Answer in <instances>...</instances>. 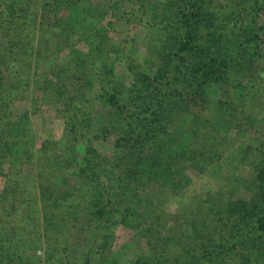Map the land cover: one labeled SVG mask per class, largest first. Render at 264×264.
Returning <instances> with one entry per match:
<instances>
[{
    "label": "trees",
    "instance_id": "16d2710c",
    "mask_svg": "<svg viewBox=\"0 0 264 264\" xmlns=\"http://www.w3.org/2000/svg\"><path fill=\"white\" fill-rule=\"evenodd\" d=\"M134 1L141 11L122 16L113 12L108 23L115 31L122 29L119 36L125 34L124 26L139 23L144 27L141 42L146 56L129 57L126 82L116 79L115 66L129 42L118 45L117 50L100 42L86 53L73 43L72 37L88 39L100 28L106 12H98L86 0H0V175L5 174L10 160L7 185L0 194V264H94L105 260L118 227L132 223L131 215L124 212L129 208L110 210L115 196H136L135 186L152 182L177 186L174 165L180 155L182 160L193 156L198 137L200 148L204 147L203 130L210 132L206 141L212 147L220 136L226 143L232 139L230 128L236 118L237 129L242 131L243 120L251 117L248 125L252 127L264 115V104L256 117L247 110L248 102L256 106L264 102V0ZM147 7L151 10H143ZM37 23L45 32L38 30ZM49 29L58 41L49 40ZM66 49L64 62L54 64L52 60ZM44 66L45 76L34 81ZM153 68L152 76L143 71ZM32 88L47 104H58L55 111L64 119L61 139L44 141L40 152L48 155L47 161L74 169L85 183H91L96 192L85 209L50 212L40 198L18 196L21 183L11 179V169L22 161L18 151L32 142L31 118L37 110L16 115L15 107L18 101H26L23 95ZM103 110L105 116L99 120L97 112ZM111 140L112 151L106 157L97 144ZM211 153L219 161L223 157L217 150ZM255 172L258 183L264 184V160L257 163ZM143 180L146 182L141 183ZM206 207L203 221H199L202 244L183 264H205L214 256L228 260V252H238L248 261L252 256L264 258L263 207L258 210L244 201ZM81 211L91 214L100 239H106L101 252H85L71 242ZM214 214L218 217L213 226ZM137 216L140 218L139 206ZM248 222L249 229L240 232L239 226H248ZM147 231V261L126 262L125 255H112L110 263L156 260L155 264H182V254L173 257L161 234ZM213 232L218 244L200 252L206 236ZM41 245L45 259L37 253ZM182 251L192 254L187 248Z\"/></svg>",
    "mask_w": 264,
    "mask_h": 264
},
{
    "label": "rangeland",
    "instance_id": "374dc122",
    "mask_svg": "<svg viewBox=\"0 0 264 264\" xmlns=\"http://www.w3.org/2000/svg\"><path fill=\"white\" fill-rule=\"evenodd\" d=\"M86 2L98 12H106V15L101 23L102 26L100 28L96 27L93 34L88 39L86 38L87 41L84 38L72 37L74 38L73 43L77 44V48L80 51L86 53L90 48H93L91 45L97 47L100 42H103V45L112 50L120 49L118 45L121 46V44L124 45L125 42H129L128 44L126 43L125 54L118 55L117 58L120 61H117L115 66L116 79L129 82V57L136 58L139 56L140 58H145L146 56L145 46L141 42L144 27L139 23L124 26L125 34L119 36L118 34H122L120 33L122 29L118 27L119 32L115 31L108 23L113 20L111 18L113 12H118L119 16H122L126 15L125 13H136L141 11V9L134 0H86ZM116 8L118 11H114ZM143 10L150 11L151 8L147 7ZM143 10L142 12H144ZM50 22L53 23L54 21ZM38 30L45 32V29L41 26L38 27ZM49 40L58 41L52 30ZM67 52L68 49L63 50L58 59H53L54 64H62ZM51 56H54V51ZM124 59L127 63L121 62ZM138 62L141 61L138 59ZM44 68L45 66L35 74L34 81L45 76V72L42 73ZM143 71L150 73L149 75L151 76L155 73L154 68L144 69ZM218 94L219 92L216 89L214 96L217 97L219 96ZM23 96H25L26 101L17 102L15 114L20 115L27 110L34 112L37 110V115H33L31 118L32 137L30 140L32 142L28 147L18 151L21 153L22 161L13 164L11 169V179L21 183L19 189H17L18 196L26 200H32L31 198L38 200L40 198L48 206L47 209L50 212H62L65 209L80 211L87 208V202L91 200L94 192H96L91 183H85V181L78 177L74 169H66L65 166L60 165L52 159L47 161L46 157L48 155L40 152L44 141L50 139L59 140L63 135L64 119L62 115L55 111L59 105L55 103L47 104V100L42 98L40 93H35L33 88ZM228 98L230 99L231 95H228ZM262 104L264 102L258 103L257 106L255 102H248L247 110H250L251 113L253 111L251 116H257ZM38 106L40 107L38 108ZM200 106L205 105L200 104ZM201 108L199 107V109ZM193 109L197 112L196 107ZM97 114L99 120L105 116L104 110L103 112L98 111ZM256 119L258 121L252 127L248 125L251 117L243 120L241 131L237 129L238 119L236 118L232 128H230L232 139L226 143L220 136L218 144L212 147L209 143L210 140L206 141L210 132L203 130L205 135L203 134L201 137L205 143L204 147L201 146L200 148L201 139L198 137L195 139V143H197L195 144L193 156L182 160V156L180 155L179 160L174 165L173 174L177 176V182H179L177 186L169 185L167 184L169 182L165 183L166 181L159 183L152 182L150 186L149 184L145 185V187L135 186L134 191L138 194L136 196L128 195L125 199L115 196L112 206L109 207L110 210L118 208L125 210V208H129V210L124 212H128L131 215L130 220H132V223H129L131 224L129 227H118L114 245L111 251L104 256L108 258H104L108 260V263L103 259H99L94 264H113L109 261L112 255L115 257L125 255L124 260L126 262L138 258H144L147 261L148 257L146 254L150 248V245L147 244L148 238L146 237V234H150V232L147 229H150L154 236L161 234V237L170 245L173 257L181 253L183 264L185 260L187 262L189 255L196 254V248H199L202 244V235H200L202 231H200L201 225L199 221H203L202 218L206 212L207 204L208 206L210 204L219 206L224 203L227 204L230 201H244L250 207H252V204L255 205L254 207L258 210L259 208H264V184L258 183L255 172L257 163L264 160V115ZM221 129L223 130L222 127ZM111 143H113V140L105 144L99 143L97 144V148L101 153H104V156L108 157L112 151ZM241 147L243 150L239 151ZM27 149L28 151H26ZM216 150L223 153L220 161L212 158L211 152L214 153ZM9 162L10 160L6 161L5 174L0 175V194L4 193L7 185L6 178L9 177L7 173L10 171ZM143 182H146V180H143L141 183ZM132 194L134 195L135 193ZM138 206L140 218L137 216ZM225 213L224 210L222 213L223 219L227 216ZM217 217L214 214L211 225H215L213 223H215ZM81 218L77 230L73 238H71L72 244L78 245L85 252L89 250L93 254L101 252V243L103 240L106 242V239H100V232L95 230L96 225L92 220L91 214L81 211ZM250 223L248 222V226L241 224L239 226L240 232L248 230ZM227 228L230 229L229 227ZM210 232L211 230L207 234ZM213 235H215L214 232L206 236L207 239H205L200 252L212 250V246L218 244V241L213 240ZM209 239L213 241L211 242ZM181 243L182 247L178 246ZM41 248L42 245L37 250L38 256L41 259H45L44 248ZM184 248H187L188 252H192V254H186V252L182 251ZM228 254L230 255L228 260L224 259V257L216 258L218 256H214L210 262H206L205 264H226L229 261H236L237 264H264V258L262 260H255V257L252 256L249 258L250 261H248L239 257L238 252H228ZM155 261L152 260L149 264H155ZM33 262L39 264L36 261ZM163 262L165 263L164 260ZM29 263L32 264L31 261ZM29 263L22 262L20 264ZM176 264L181 263L177 261Z\"/></svg>",
    "mask_w": 264,
    "mask_h": 264
}]
</instances>
